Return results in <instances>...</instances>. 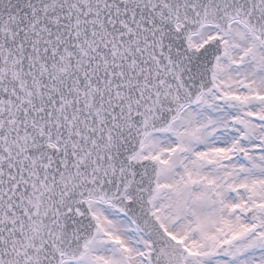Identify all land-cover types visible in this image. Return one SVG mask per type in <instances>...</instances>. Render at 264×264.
I'll return each instance as SVG.
<instances>
[{"label":"snow or ice","instance_id":"obj_1","mask_svg":"<svg viewBox=\"0 0 264 264\" xmlns=\"http://www.w3.org/2000/svg\"><path fill=\"white\" fill-rule=\"evenodd\" d=\"M0 264H264V0H0Z\"/></svg>","mask_w":264,"mask_h":264}]
</instances>
